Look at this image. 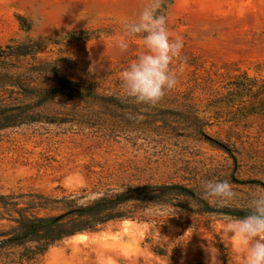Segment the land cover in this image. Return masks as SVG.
<instances>
[{"label":"rangeland","instance_id":"1","mask_svg":"<svg viewBox=\"0 0 264 264\" xmlns=\"http://www.w3.org/2000/svg\"><path fill=\"white\" fill-rule=\"evenodd\" d=\"M146 3L0 0V57L9 44L41 41V57L61 72L94 83L101 91L123 94L119 73L142 46L132 37L129 50L121 53L115 40ZM159 12L167 17L173 35L183 37L187 62L177 86L159 106L145 110L152 114L147 122L120 127L105 115L106 123L95 127L69 121L1 130L0 193L42 191L58 196L86 189L87 200L109 187L149 181L203 187L204 181L228 180L237 193L230 203L247 205L254 193L264 191L258 185L234 184L236 163L228 151L157 110H204L228 93L237 75L264 78V0H163ZM23 62L22 67L15 66L17 61L4 65L20 73L29 70L32 61ZM33 76L43 85L51 81L49 75ZM229 119L214 120L207 131L238 154L236 175L264 180V115ZM173 216L179 222L111 221L100 230L77 233L34 259L23 257L24 248L8 246L0 251V264H206L207 248L225 264L212 229L227 246L230 264H239L220 229L226 215L179 210ZM11 223L0 216V230ZM156 245L165 254L156 252Z\"/></svg>","mask_w":264,"mask_h":264},{"label":"trees","instance_id":"2","mask_svg":"<svg viewBox=\"0 0 264 264\" xmlns=\"http://www.w3.org/2000/svg\"><path fill=\"white\" fill-rule=\"evenodd\" d=\"M44 47L41 41L12 43L0 57V131L24 125L69 121L95 127L106 123L103 120L105 115L116 126L125 127L145 123L147 116L152 115L145 111L153 107L151 105L137 104L125 93L101 91L94 83L77 80L61 72L51 60L41 57ZM30 60L29 70L20 73L11 72L12 66L4 65L6 61H17L20 64L15 66L22 67L23 61L28 63ZM35 74L49 75L50 83H37ZM231 84L228 93L213 99L204 110L171 107H158L157 110L165 116L179 118L191 134L204 137L228 151L236 163L231 176L234 184L264 188L261 178L236 175L238 154L227 141L213 138L207 131L214 120L264 115L263 77L242 73ZM85 190L58 196L42 191L0 193V216L12 221L9 227L0 230V251L8 246L21 247L24 248L23 257L34 259L77 233L100 230L111 221L139 219L176 223L179 221L173 214L179 210L242 217L247 208V205L230 202L222 206L216 198L206 196L203 187L177 181H149L109 187L99 196L87 200ZM165 209H169L166 215L162 214ZM211 231L214 246L221 252L225 264H230L227 246L215 229ZM157 246L154 250L165 254V249Z\"/></svg>","mask_w":264,"mask_h":264},{"label":"clouds","instance_id":"3","mask_svg":"<svg viewBox=\"0 0 264 264\" xmlns=\"http://www.w3.org/2000/svg\"><path fill=\"white\" fill-rule=\"evenodd\" d=\"M162 3L163 0H147L138 17L126 21L115 40L121 53L129 50L132 37H138L142 46V51L119 73L125 95L137 104L157 105L177 86L178 74L187 62L182 55L183 37L173 35L167 17L159 12ZM203 190L222 206L237 198L228 180L204 181ZM168 211L165 209L162 214ZM245 213L242 217H222L221 232L230 241L239 264H264V191L251 196ZM205 251L206 264H219L208 248Z\"/></svg>","mask_w":264,"mask_h":264}]
</instances>
